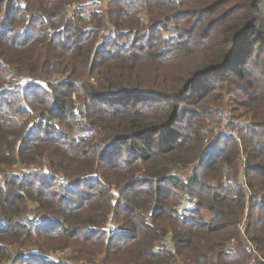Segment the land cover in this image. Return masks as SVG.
I'll return each mask as SVG.
<instances>
[{"label":"trees","instance_id":"trees-1","mask_svg":"<svg viewBox=\"0 0 264 264\" xmlns=\"http://www.w3.org/2000/svg\"><path fill=\"white\" fill-rule=\"evenodd\" d=\"M84 1L0 0V263L264 264V0H108L71 21ZM7 66L32 83L3 89ZM226 98L250 123L206 149ZM242 155L244 183L224 180Z\"/></svg>","mask_w":264,"mask_h":264},{"label":"rangeland","instance_id":"rangeland-1","mask_svg":"<svg viewBox=\"0 0 264 264\" xmlns=\"http://www.w3.org/2000/svg\"><path fill=\"white\" fill-rule=\"evenodd\" d=\"M102 1L104 2V4L101 6L100 3H99V8H97V9H99V11H101V12L106 13V10H107L106 7H107V3H108L107 1L108 0H102ZM84 3H87V1H84L83 3H81L79 5L82 6V8H84L85 10L87 9V8H85L86 6L89 7L88 8L89 10L93 9L94 6H91L92 4H86L85 5ZM69 10H70V13L68 14V17H69V19L71 21L76 20L78 17L80 18V16H78L77 14L73 16L74 13L72 11V8H70ZM88 12H90V11H88ZM80 13L81 12H78L79 15H80ZM141 21H142V23L144 25L147 22L146 18L144 16L143 17L141 16ZM107 34H108V31H106V30L99 31V33H98V43H99L100 46H101V44L103 42V39L107 36ZM2 76H3L4 80H6V83L3 85V89H7L10 86V82H12V81H16L17 84H19V85L22 84L23 86H26L27 84L32 83L31 76H29L28 74H24V75L19 76L18 73L16 71H14L12 68H10L9 66L2 68ZM65 80H66L65 76L56 74V75H54L53 77L50 78L49 82L52 83V84H56V83H59V82H63ZM39 84H41L44 87L48 86L46 82H41ZM73 99H75V97ZM249 121L250 120L244 119V118H240V119L234 121L232 119V111H231V108L229 106L228 98H226L223 101V105L222 106H214L213 107L212 118L208 119V121H207L208 123H207V125L205 127L206 136H205V141H204L206 149L210 146L211 142L214 140L216 135H218L220 133H230V132H232L234 130V128H233L234 125L232 126L231 123L234 122L235 125H236V128L240 129L243 126L248 125L250 123ZM84 133H85L84 131H82V132L78 131V134H80V135H82ZM244 161H245V158L242 155L240 157L239 166H238L237 171H236L235 174L234 173H230L229 170H225V172H227L228 176L225 175L224 180L231 179L232 182L234 181V182L244 183V179H243L244 178L243 177L244 176ZM43 163H44V161H43ZM195 167H197V163L192 165V166H190V167H188L185 170H176L174 173H176V174L180 175L182 178L186 179V178L190 177L193 174ZM25 169L26 168L22 167V165H18V166L13 167L12 171L13 172H17V173H23ZM45 169H47V168H45ZM112 194L117 196V197H115L113 199V201L117 200V198H118V190L114 189L112 191ZM181 204H182V200L179 202V204L177 203V205H178L177 208ZM34 208H35V206L33 204H29L28 205V209L31 210V211H29L30 214L34 213L33 212ZM206 216H209V215L206 214ZM113 223H114L113 220H110L108 225H107V228L108 229H110V228L113 229L114 228V232H117L118 226L114 225ZM246 225H247V222H246V218L244 217L242 219V224L240 226L242 233L244 232V229H245ZM119 229H120V227H119ZM170 235L168 234L167 235L168 237L165 240H168L170 242L171 241V236ZM242 239H244V237H242ZM168 244H169V247H170L171 243H168ZM19 249L21 251H24L25 253H28L29 251H32L33 253H35L37 251V249L34 248V247L27 248V249L26 248L24 249V248L9 247V250H8L9 257L12 259L13 258L12 256H14L15 253L18 252ZM248 249H250V252L248 251ZM247 251L249 253H251L252 252V248L250 246H248ZM46 254H47L46 259L48 260V262H51V263H54V264H59V263L68 264L71 260L74 261L73 259H77L79 257H84V255H85V254L84 255L81 254L79 251H76L75 248L67 249V251L64 252V253H62L61 250H54V251L48 252ZM90 258H91L90 259L91 263H87V264H105L104 261L106 259V253L103 251L102 253L96 254L95 256L90 257ZM11 259H6L3 263H0V264H11ZM79 263L83 264L85 262H79Z\"/></svg>","mask_w":264,"mask_h":264},{"label":"built area","instance_id":"built-area-1","mask_svg":"<svg viewBox=\"0 0 264 264\" xmlns=\"http://www.w3.org/2000/svg\"><path fill=\"white\" fill-rule=\"evenodd\" d=\"M85 1H87V3H84L85 5L86 4H93V3H97V4L100 3L102 6L104 4V2L102 0H85ZM70 8H72V11L74 13L73 16L77 14L78 16H80V18H87V13L84 10V8L81 7L80 8L81 10H80L76 4H73L67 8V11L69 13H70V10H69ZM78 12H81L80 15L78 14ZM196 205H197V200L185 197L184 201H182V204L177 209V215H179L181 217L188 216L190 210L195 208ZM118 229L119 228H117V231H118ZM248 251L250 252V249H248Z\"/></svg>","mask_w":264,"mask_h":264},{"label":"crops","instance_id":"crops-1","mask_svg":"<svg viewBox=\"0 0 264 264\" xmlns=\"http://www.w3.org/2000/svg\"><path fill=\"white\" fill-rule=\"evenodd\" d=\"M168 248H169L170 250L172 249V247H171V246H170V247L168 246Z\"/></svg>","mask_w":264,"mask_h":264}]
</instances>
